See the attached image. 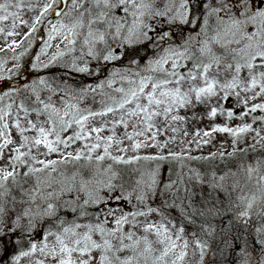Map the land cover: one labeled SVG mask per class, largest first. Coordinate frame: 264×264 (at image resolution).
Wrapping results in <instances>:
<instances>
[{
    "label": "snow or ice",
    "instance_id": "6c2138e0",
    "mask_svg": "<svg viewBox=\"0 0 264 264\" xmlns=\"http://www.w3.org/2000/svg\"><path fill=\"white\" fill-rule=\"evenodd\" d=\"M0 53V264H264V0H0Z\"/></svg>",
    "mask_w": 264,
    "mask_h": 264
},
{
    "label": "rangeland",
    "instance_id": "374dc122",
    "mask_svg": "<svg viewBox=\"0 0 264 264\" xmlns=\"http://www.w3.org/2000/svg\"><path fill=\"white\" fill-rule=\"evenodd\" d=\"M21 31L22 32H26L27 31V29L26 28H22L21 29ZM43 28L41 29V33L43 34ZM20 50H22V49H17V51L19 52ZM38 50H36V52H37ZM0 55H3V53H0ZM10 55V54H9ZM9 67H11V62L9 63ZM259 114V113H258ZM217 123H223L224 121H223V118H218L217 119V121H216ZM249 122H250V118H249ZM210 123V121H208V120H205V121H202V122H199V123H197V124H195V125H189L188 126V131H189V137H188V139H191V134L196 130V128H206V126L208 125ZM234 123H238V121H235ZM119 131V130H118ZM33 133H29V135H32ZM108 133H103V135H107ZM169 135H171V133H169ZM13 137L15 138V139H19V137L17 136V134H16V132H15V130H13ZM163 138V137H162ZM181 137L180 136H178L177 137V140L179 141V139H180ZM226 142H227V137L224 135V134H215V138H214V140H213V144H215V145H217V146H219L220 144H222V143H225L226 144ZM173 148H176L177 147V145H171ZM74 147H79V144H77V145H75ZM191 147H192V150H193V154L194 155H199V154H201V153H199V152H197V150H196V146H195V144H192L191 145ZM209 149H211V150H216L214 147H212V145H208V146H205L204 147V149H203V152L206 154L208 151H209ZM229 151L231 150L230 148L228 149ZM53 158H55V157H53ZM194 231V229L191 227V226H188V228H187V232L190 234V233H192ZM37 238H39V237H37ZM189 244H190V247H189V256H188V261L190 262V264H194V260H195V258L193 257V255H192V252H193V238L191 237V236H189Z\"/></svg>",
    "mask_w": 264,
    "mask_h": 264
},
{
    "label": "trees",
    "instance_id": "16d2710c",
    "mask_svg": "<svg viewBox=\"0 0 264 264\" xmlns=\"http://www.w3.org/2000/svg\"><path fill=\"white\" fill-rule=\"evenodd\" d=\"M41 34H42V33L37 34V35H41ZM39 44H40V41L37 39V44H36V46L32 49V52H36V50H38V48H39ZM30 58H31V53H30L28 56H26L24 59H25V61H27V60L30 59ZM42 74H44V73H42ZM57 75H58V73H57ZM21 79H22V78H21ZM88 82H93V78H88ZM2 83H3V82H0V84H2ZM249 159H250V158H249ZM192 167L201 168L202 165L199 164V163L193 162ZM221 167H223V166H221ZM68 170H69V172L72 170V165H69V166H68ZM122 174L125 175V179L128 178V175H129V174H127L126 172H124V173H122ZM171 211H172V214H173L174 216H175V215H179V212H178L177 209H173V210H171ZM68 219H72V216L69 215ZM191 227H192V228L194 229V231H196L197 234L199 235V230H198V228H197L196 226H191ZM201 238L208 239L207 237H201ZM209 243L212 245V250L215 251V250L217 249V246L219 245V240H218V239H216V240L209 239ZM210 261H211V256L206 257V264H210Z\"/></svg>",
    "mask_w": 264,
    "mask_h": 264
}]
</instances>
